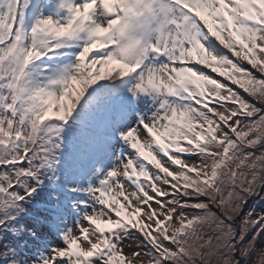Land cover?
<instances>
[{
    "label": "snow or ice",
    "instance_id": "1",
    "mask_svg": "<svg viewBox=\"0 0 264 264\" xmlns=\"http://www.w3.org/2000/svg\"><path fill=\"white\" fill-rule=\"evenodd\" d=\"M0 264H264V0H0Z\"/></svg>",
    "mask_w": 264,
    "mask_h": 264
}]
</instances>
